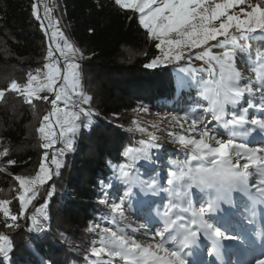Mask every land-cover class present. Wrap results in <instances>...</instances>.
Segmentation results:
<instances>
[{"label": "snow or ice", "instance_id": "snow-or-ice-1", "mask_svg": "<svg viewBox=\"0 0 264 264\" xmlns=\"http://www.w3.org/2000/svg\"><path fill=\"white\" fill-rule=\"evenodd\" d=\"M113 3L122 12L132 13L129 19L138 21L147 38L154 41L160 51V55L146 67L183 60L186 66L180 71L188 78L197 80L199 73L208 74L207 80L200 78L198 93L207 106L199 112L193 107L182 116L173 117L177 123L190 120L189 129L194 135L170 133L192 154L183 163H175L177 170L170 171L168 187H162L155 174L145 179L135 170L138 161L152 159L150 150L159 147L158 144L141 141L140 147L127 146L123 150L126 162L115 167L114 176L126 188L118 197L119 202L109 203L106 198L100 200L116 214L113 223H118L117 218L119 222L127 220L123 206L134 196L133 188L138 187L146 196L163 191L168 193L169 199L162 205V210H156L154 218L148 217L136 229H132L131 223H124L123 227L118 224L115 230L102 229L99 246L92 242V264H188L187 257L193 247L199 246L202 236L212 245L208 255L219 257L224 240L242 239L229 234L226 221L219 216L224 212L222 205L234 207L235 192L246 197L245 211L254 213L258 204H264V147H250L246 142H239L257 129L264 133V118L248 116V108L258 106L251 98L257 92L264 94V0L255 3L252 0H113ZM31 7L45 34L51 30L45 63L42 68L34 70L35 74L32 71L27 73L26 83L11 80L7 89H0V99L5 97L6 91H11L27 104L45 101L52 107L42 117L37 129L41 147L45 150L38 170L34 176L13 174L20 189L16 197L20 205L19 215L11 212V200L0 199V213L6 221H12L5 224L7 228L19 227L16 221L25 215L28 206L36 199L39 187L51 179V170L46 163L47 150L53 148L58 139L71 150L72 138L81 126L90 129L95 115L90 107L92 97L82 89L81 65L77 61L83 58V52L60 29L58 19L53 20L52 7L44 4L43 17L37 3ZM253 41L258 45L255 50ZM217 48L223 51L214 52L213 49ZM238 53L241 54V63L248 65L254 78L253 75L246 77L237 67ZM193 60L202 61L203 66L194 67ZM246 96L250 103L248 107H242ZM259 107L264 111V101ZM142 110L148 111L147 108ZM203 114H210L211 120ZM52 116L56 117L59 137L50 120ZM82 117L87 121L83 125ZM132 123L138 131H148L135 119ZM183 126L180 123V127ZM149 135L151 141L157 139L155 134ZM7 154V148L0 151V157ZM191 161L198 163L193 166ZM53 162L57 170L62 167L55 156ZM14 163V160L7 161L8 165ZM0 171L6 172V166L0 165ZM194 188L207 196L205 204L198 209L193 207ZM45 207L42 205L36 212L47 220V213L43 211ZM32 224L37 231H43L35 215ZM152 225L156 226L150 237L153 242H138L135 234L140 229L149 230ZM99 228L95 225L89 231ZM129 229L133 235L128 234ZM10 249L9 236L0 233V255L6 257ZM248 264H264V252L259 257L254 256Z\"/></svg>", "mask_w": 264, "mask_h": 264}, {"label": "trees", "instance_id": "trees-1", "mask_svg": "<svg viewBox=\"0 0 264 264\" xmlns=\"http://www.w3.org/2000/svg\"><path fill=\"white\" fill-rule=\"evenodd\" d=\"M33 3L36 0H0V68H42L45 63L48 40L32 13ZM57 3L66 36L83 52L78 61L82 86L84 93L92 97L90 107L95 115L91 128L81 126L74 136L73 147L65 153L57 175L39 188L35 205L45 204L48 216L47 220L42 218L43 231L31 232L26 214L16 221L19 227L7 228L5 224L12 221H6L0 213V233L8 235L11 241L9 261L0 260V264H92V242L99 246L101 230H115L118 224L124 225L118 219V223H113L116 214L108 204L100 203L104 198L109 203L119 202L118 197L126 188L114 176L115 167L126 162L123 150L127 146L140 147L141 141L158 144L159 147L150 150L152 159L138 161L135 170L145 179L155 174L162 187H168L169 173L174 169L168 165L175 155L169 154L163 141L143 137L132 123L130 111L147 108L150 113L172 112L182 116L193 107L199 112L207 106L200 104L198 94L200 78L208 79L202 72L197 80H192L186 73H175L169 65L146 67L160 51L138 21L129 19L131 12H122L113 0H57ZM252 47L254 50L258 47L256 41ZM240 55H237L239 70L254 78L248 65L241 63ZM15 97L20 99L19 95ZM243 101V107H248L250 99L245 97ZM13 108L5 97L0 99V140L9 149H18L4 159L5 163L8 160L15 163L6 172L0 171V188L9 185L8 176L23 174L37 159L35 150L22 144L27 135L26 109ZM86 122L84 118L82 125ZM133 192L134 196L123 206L127 213L125 223H133L138 216L143 221V213L137 207L141 200L145 204L149 198L154 199L161 206L169 199L163 191L146 196L136 187ZM12 204L11 212L19 215L16 198ZM95 225L100 228L89 231Z\"/></svg>", "mask_w": 264, "mask_h": 264}, {"label": "rangeland", "instance_id": "rangeland-1", "mask_svg": "<svg viewBox=\"0 0 264 264\" xmlns=\"http://www.w3.org/2000/svg\"><path fill=\"white\" fill-rule=\"evenodd\" d=\"M252 2L255 3L256 0H252ZM36 3L38 4L39 11L42 17L44 14V4L45 3H47L49 7L53 8V11L51 13L52 18L54 21L58 19L59 27L64 32L63 26L60 24V20L58 16L57 0H36ZM236 10L238 11V8ZM44 22L45 24H47L48 21L45 20ZM50 35H51V30H49L48 35H46L47 40H48V45H49L48 37ZM258 39L260 38L258 37ZM213 51L222 52L223 49L217 48V49H213ZM80 60L81 59H79L78 61ZM238 60L239 59L237 58V67L239 66ZM201 64L203 65L202 61H199V60L192 61V65L196 68H201L200 67ZM163 65L171 66L172 70L178 74V73H182L180 69L186 66V62L182 60L178 63L174 62V63L158 64V66H163ZM35 69L36 68L34 67H31V68L21 67L20 68L16 66H8V67L0 68V89H7L8 85L10 84V83L8 84L7 82L13 79H16L21 84L26 83L27 73L29 71H32L33 74H35V71H34ZM202 73H203L204 78H209L207 77L208 74L206 72H202ZM82 89H83V86H82ZM15 95H18V94L11 92V91H6L5 102L8 103V105L10 104L11 108L14 107L13 108L14 110H19V108L25 107L26 110L25 109L23 110H25L24 112L28 114L29 117L26 123L27 135L25 137L24 143L22 144H24V146L27 148L34 149L37 154V159H36L35 164L30 169H28L26 172H23V174H19V175L34 176L36 171L38 170L39 164L43 158V153L45 151L41 147L42 140L40 138V134L38 133L37 129L39 127L42 117L51 111L52 106L49 102H45V101H34L33 104L30 105V104L25 103L24 99L21 96L19 99L18 97H15ZM43 95H47V93H43ZM51 98L52 97H50V99ZM251 101L254 102L258 106L248 108V116L250 118L251 117L264 118V111H262L261 108L259 107L261 102L264 101V94L257 92L254 95V97L251 98ZM200 104L206 105L207 102L203 101L201 98ZM243 104H245L244 101L242 102V107H243ZM85 107H88V106L85 105ZM231 110L232 109L229 106V111ZM129 115L133 120L135 119L136 121L139 122L140 127L147 128L148 130L147 132H140L136 128V130L143 137L151 138L149 134L150 133L155 134L157 139L165 143L164 148H166L167 151H169V154L175 155L173 157L174 161L169 162V165H168L174 168L172 171L177 170L175 168L176 162L183 163L189 158V156H191L192 154L191 151L185 149V147L182 146L179 143V141L175 140L174 137L170 135V133H175L177 136L194 135V133H192L189 129L190 120L187 122L181 120L180 123H183L184 125L183 128H181L180 123L173 121V117L175 115L172 112L150 113L148 111L145 112L142 109H136V110L130 111ZM203 115L207 119L211 120L210 114H203ZM55 119H56L55 116L50 117V120L52 121V124L54 125V131L56 132L57 137H59V128L58 126H55ZM83 119L84 117L81 118V121ZM214 124L215 122H213V125ZM153 125H155V127H153ZM225 138H227V136H225ZM73 139L74 137L72 138V140ZM239 142H246L249 144L250 147H264V133H261L260 130L257 129L254 132H252L249 137L241 138ZM5 148L8 149L7 155H9L13 151L15 152L18 150L17 148L9 149L8 145L4 143V141L0 140V151H3ZM62 149L63 151H61ZM47 151L49 153V156H48V160L46 163L51 170V179H52L54 175H57V173L59 172V170H57L55 167V164L53 162V157L55 156L57 160L63 163V158H64L65 153L67 154L71 150L67 149L64 146V144L61 142V140L58 139L57 144L54 145L53 148L48 149ZM6 156L0 157V165L6 166V168L8 169L9 165L5 163L4 161ZM197 163H198L197 161H191V164L193 166H195ZM31 169L32 171L30 172ZM7 179L8 181L10 180L9 185L4 188H0V199L11 200V205H10L11 207L13 206L12 199L17 197V194L20 191V189H19L18 182L14 179V176L13 177L8 176ZM51 179L47 180L44 185L49 184ZM254 182L255 181H253V183ZM0 184H1V181H0ZM3 184L7 185L5 181H3ZM163 193L166 197L168 196V193L166 192H163ZM36 198H38V196ZM192 199H193V207L198 209L201 205L205 204L207 200V196L204 193H201L198 189L194 188L192 191ZM233 199H234V207L230 208L227 205H222V207L224 208V212L220 213L219 216L222 217L226 221L229 234L238 235L242 239L241 240H224L223 241L224 248L221 249L222 252L220 253L219 257H217L215 255L213 256L208 255V249L211 247V242L202 236L200 239L199 246L193 247L191 249V254L187 257L188 264H209V261L213 258L217 259L218 264H224L226 258L227 259H226L225 264H248V261H250L254 256L259 257L260 254H258V250L260 252L264 249V220L263 221L260 220L263 218L262 216H264V214L261 213V212H264V204H258L256 206L255 212L253 213L250 210L245 211L246 197H244L241 193L239 192L233 193ZM35 200H34V203L28 206L25 216L28 217V220L30 222L31 232L39 233L40 231H37L32 224V217L33 215H35L40 220L39 227L42 228L44 225V223L41 225L43 216H41L40 213L36 212V209L40 208L42 205H38L36 207L35 203H38V201L35 202ZM153 200L154 199L149 198L145 204H144V201L142 200L138 203L137 207L143 213V218H142L143 221L141 222V218L139 216L136 217L133 223H131L134 226L132 229H136L139 227L141 223H145L148 220V217L151 216L154 218L155 212L158 208L162 210V205L164 203L161 204V206H159V205H156L153 202ZM18 204H19V201H18ZM19 208H20V205H19ZM44 209L45 208H43V211ZM124 213H125V216H127V213L126 212ZM260 215L262 216L260 217ZM258 216L260 218H257ZM1 223L2 222H0V225ZM122 223H125V222H122ZM132 229L131 231H128L129 235H133ZM259 229H261L263 236L254 239L252 235H254ZM155 230H156L155 225H152L149 230L140 229V232L135 234V239L138 242H141L144 244L153 242L150 240V237L153 235ZM249 237L250 239H253L254 241H249ZM255 250L257 251L258 255L255 254L256 253ZM225 252H227L226 256H225ZM241 252L243 253V255L241 254ZM9 253L10 251L8 252V255ZM7 256L5 257L3 255H0V260H3L4 262H8L9 258ZM221 258L224 260L223 262ZM220 260L222 263H220Z\"/></svg>", "mask_w": 264, "mask_h": 264}, {"label": "bare ground", "instance_id": "bare-ground-1", "mask_svg": "<svg viewBox=\"0 0 264 264\" xmlns=\"http://www.w3.org/2000/svg\"><path fill=\"white\" fill-rule=\"evenodd\" d=\"M261 236H263L262 235V231H261V229H259L256 233H255V235H252V237L254 238V239H256V238H259V237H261ZM260 247V246H259ZM261 248H263V247H261ZM221 252H222V250H221ZM220 252V253H221ZM222 259V258H221ZM224 260L222 259V262H223ZM221 262V260H220V263H222Z\"/></svg>", "mask_w": 264, "mask_h": 264}]
</instances>
